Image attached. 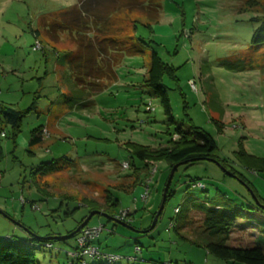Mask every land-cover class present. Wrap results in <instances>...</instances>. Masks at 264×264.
I'll use <instances>...</instances> for the list:
<instances>
[{
	"label": "rangeland",
	"instance_id": "obj_1",
	"mask_svg": "<svg viewBox=\"0 0 264 264\" xmlns=\"http://www.w3.org/2000/svg\"><path fill=\"white\" fill-rule=\"evenodd\" d=\"M74 2L0 0V103L24 112L14 138L12 127L0 123V244L7 237L31 238V233L65 235L89 213L83 198L103 203L109 190L118 199L116 211L133 213L126 215L129 226L99 214L87 225L105 224L93 243L121 256L113 264L133 256L142 257L136 260L141 264H243L217 258L201 244L198 208L186 220L182 212L175 214L187 196L209 201L220 192L246 215L238 218L243 224L230 231L228 243L264 250V235L258 236L264 226L259 230L256 225L264 209L248 208L256 205L252 188L264 199V171L246 168L237 154L242 147L264 157V42H251L253 31L264 23V0H160L157 19L149 26L137 23L132 31L143 40L144 52L120 55L111 65L113 81L86 77L83 45L73 43L67 30L52 29L62 22L54 12ZM119 15L131 23L133 16ZM151 51L169 65L161 82L173 123L143 81ZM80 54L78 72L73 62ZM98 81L101 89L94 92L90 84ZM190 124L214 138L218 156L241 177L210 160L177 166L169 184L172 193L149 229L168 163L138 170L139 183L129 191L111 185L127 183L133 168L142 166L129 151L131 143L159 148L177 139L175 126ZM39 126L44 137L29 145L31 131ZM53 158L56 170L32 176L40 162ZM123 161L129 166L123 167ZM33 178L44 180L50 194L38 191ZM192 179L205 188L193 186ZM75 244L73 235L52 241V248L34 249L35 264H70L66 252ZM136 244L141 252L134 250ZM85 260L105 264L102 258Z\"/></svg>",
	"mask_w": 264,
	"mask_h": 264
},
{
	"label": "trees",
	"instance_id": "obj_2",
	"mask_svg": "<svg viewBox=\"0 0 264 264\" xmlns=\"http://www.w3.org/2000/svg\"><path fill=\"white\" fill-rule=\"evenodd\" d=\"M159 9L160 0H75L72 5L58 9L54 12L55 16L61 17L62 22L60 25H57L58 28L57 26H52V29H59V32L67 30V33L72 37L71 40L73 43L78 45L81 43L83 45L82 50L86 53V56H83L82 59L85 58L86 61V67L84 68L86 77L94 79V75L97 78L104 76L109 81H113L115 79V74L111 65L118 61L120 55L124 53L128 55L140 54L145 50L143 40L134 35L132 32L136 28L137 23L146 22L145 24L149 26L148 21L157 19ZM122 12L128 16H133L130 18L132 19L131 23L127 20L121 21L119 13ZM139 17H144L145 19L142 20ZM127 23H130L131 28L127 26ZM251 42L255 46L264 42V23L253 31ZM102 56H104V58ZM80 58L81 54L77 57V60L73 62V64L76 62L74 66L78 69V72L82 67V65L78 62H81L82 59ZM96 58L101 61H97ZM97 62L102 63V65H98ZM168 71H170L169 65L162 62L159 56L154 51H151L146 76L143 81L145 85L150 87L152 93L158 97L168 123H173V117L170 114L169 100L161 82L163 74ZM90 85L94 92L101 89L99 81L96 83L93 82ZM23 113L24 112L19 109L5 105L3 106V104L0 103V123L9 124L12 127V138L15 137L16 132L18 131L19 122ZM174 129L177 139L174 141H167L168 143L165 146L159 148H151L131 143L129 151L131 155L143 162L142 166L133 168V174L130 175V179L127 183L122 184L121 182H118L117 184L115 183L111 186L125 191L135 188V186L139 183L138 170L145 167L147 168L150 163L152 164L158 161L167 162L169 168H171L174 164H178V166L189 165L191 162L196 160L216 161L231 174H237V177H241L224 158L218 156L217 145L214 138L203 128L190 124V126L185 129L181 126H175ZM1 134L3 135L4 133ZM44 135L42 127L39 126L34 128L30 134L29 145L39 143ZM237 154L244 162L246 168L253 171H264V157H256L255 155L249 154L242 147ZM1 157L2 148L0 146V159ZM57 163L58 160L55 158L49 161L40 162L31 172L32 176L40 178L47 175L49 172L58 168ZM127 166H129V164ZM33 181L35 182L38 191L44 194H50V191L46 188L44 180H36L33 178ZM39 181H43L41 182L43 186L38 185ZM192 185L205 188V184L199 179H192ZM251 192L256 199V205L252 204V206L248 208L255 210L260 208L264 209V199L258 195L255 189L252 188ZM105 193L103 203H99L97 200L91 198H83L82 201L89 208V212L92 210L102 211L115 222L116 220L125 222L124 219L120 220L117 216L119 212L116 211L115 208L117 206L118 199L113 197L109 190H105ZM171 193L172 192L168 188L165 201ZM175 208H178L177 211H175V214L182 212L185 220L191 209L198 208L197 210L202 213V229L198 234H195L200 237L201 244L205 246L209 253L222 260H231L243 264H264V250L262 247H242L228 243L230 231L235 228L237 223L243 224L242 220H239L238 218L242 217V219H244L246 218V215H244L242 209L227 199L223 193H217L216 196L209 201H199L193 196H187L186 199ZM160 213L158 214L157 219ZM154 214L155 212H153L152 217ZM129 215L130 217H133V213H130ZM84 218L85 217H83V219ZM83 219H81V221ZM127 219L130 220V218ZM81 221H79L78 224ZM128 222L130 221H126L125 223L128 224ZM246 222L251 221L247 220ZM98 225H100L101 230L90 240V243L102 255L91 258H102L105 264H113L117 259L121 258V256L112 253H104L93 243V240L103 229L106 228L105 224L102 222L98 223ZM256 225L259 230H261L262 226H264L263 216L260 223ZM84 226H87V223ZM81 228H83V226ZM112 229L113 228L111 227L106 230L108 232H112ZM79 231L74 234L75 237ZM260 232L258 233V236L264 235L263 229ZM31 234V238H23L21 240H17L13 237H7V241L0 244V264H35L33 250L41 249L45 242H50L52 244V241L56 240L47 239L46 237L49 235L42 237L37 236L34 233ZM75 248L76 244L73 249ZM134 250L136 253L141 252L140 245L136 244ZM66 253H69V251ZM107 254L115 255L117 258L107 260ZM85 256L82 257L83 264H88L85 260ZM70 259V264H81V262L73 256H70ZM132 259L135 261L137 259L139 261H144L142 257L139 258L137 256L131 257V260Z\"/></svg>",
	"mask_w": 264,
	"mask_h": 264
},
{
	"label": "built area",
	"instance_id": "obj_3",
	"mask_svg": "<svg viewBox=\"0 0 264 264\" xmlns=\"http://www.w3.org/2000/svg\"><path fill=\"white\" fill-rule=\"evenodd\" d=\"M37 45L39 46L38 43L36 44V46ZM127 164H128L127 161H123L121 165L123 167H127ZM151 171L154 172L155 168H153ZM146 189H147V187L145 188L144 194L141 196L142 200H144V198H145V196L147 194ZM177 209L178 208H175V211H177ZM130 213H132V212H130L128 210L127 211L121 210V211H119V213L117 215L118 219L126 220L128 218V217H126V215L127 214L129 215ZM100 230H101L100 225L83 226V228H81V230L79 231V233L75 237L76 248L73 249L71 252H69V255L73 256L74 258L79 260L81 262V264H83L82 257L85 256V255L89 256V257L101 256L102 254H100L98 252V250L90 243V240L94 236H96ZM44 246L48 247V248H51L52 244L50 242H45ZM103 256H105V255H103ZM106 258H107V260H112L113 258H117V256L107 254Z\"/></svg>",
	"mask_w": 264,
	"mask_h": 264
},
{
	"label": "water",
	"instance_id": "obj_4",
	"mask_svg": "<svg viewBox=\"0 0 264 264\" xmlns=\"http://www.w3.org/2000/svg\"><path fill=\"white\" fill-rule=\"evenodd\" d=\"M216 162V161H215ZM218 163V162H216ZM178 166V164H174L171 168H170V172H169V175L167 177V180H166V183L164 185V188H163V192H162V199H161V202L159 204V207L157 209V211L155 212L153 218H152V222H151V225L149 227L152 228L156 222V219H157V216L158 214L161 212L162 208H163V205H164V201H165V196H166V193H167V190L169 188V184H170V181H171V178L173 176V173H174V170L176 169V167ZM229 172V171H228ZM230 173V172H229ZM94 214H99V215H102V216H105V217H108V215L106 213H103L102 211H98V210H92L90 211L86 216L85 218L77 225V227L72 230L71 232L65 234V235H51V236H48L46 237L47 239H56V240H59V239H66L68 237H71L73 236L75 233H77L79 231V229L84 226L88 220L94 215ZM109 218V217H108ZM116 222H119L121 224H124V225H128L126 224L125 222H122V221H118L116 220ZM129 226V225H128Z\"/></svg>",
	"mask_w": 264,
	"mask_h": 264
},
{
	"label": "crops",
	"instance_id": "obj_5",
	"mask_svg": "<svg viewBox=\"0 0 264 264\" xmlns=\"http://www.w3.org/2000/svg\"><path fill=\"white\" fill-rule=\"evenodd\" d=\"M120 264H141L139 262L131 260V257H127L126 259H123V261H119Z\"/></svg>",
	"mask_w": 264,
	"mask_h": 264
}]
</instances>
